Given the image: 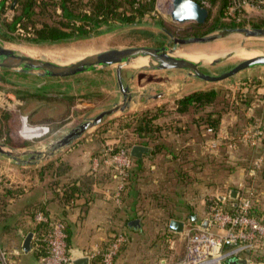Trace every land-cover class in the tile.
Listing matches in <instances>:
<instances>
[{
  "label": "rangeland",
  "instance_id": "obj_1",
  "mask_svg": "<svg viewBox=\"0 0 264 264\" xmlns=\"http://www.w3.org/2000/svg\"><path fill=\"white\" fill-rule=\"evenodd\" d=\"M61 0H55L56 6L54 8L50 7L45 15H42L39 18L38 26H41V22L43 20H47L50 24L56 23V21H63L67 18L63 15V10L60 8ZM79 4L78 13H84L91 15V1L94 0H75ZM135 1V0H134ZM137 2L141 0H136ZM121 5L117 8V11L123 14L132 15L134 17L133 22H140V21H147V22H159L163 24L165 23L167 26H174L172 19L169 15L170 9L172 7V0H155V6L153 9L144 10L143 8H140V10L136 13H134V9H132V4L130 3V0H120ZM135 4L136 8H139V3ZM210 15L206 21V27L205 29L209 28L212 24H214L216 21L218 22L219 27H229L227 23H231V21H227L224 19L225 15H221V6L219 2L213 6H210ZM148 8V7H147ZM20 10V5L18 3V0H0V25L5 31L6 34L10 35V39L12 41H17L20 43L30 44L33 46H46L51 45L53 43H46V42H32L30 38L35 37L34 28L31 24L27 25V28L23 25H18V29H20V32H9L7 31V28L4 27V21L11 23L16 15H18ZM125 16V15H124ZM262 17L254 16L249 19H245L243 24L240 26H254L257 23H259V20ZM68 21V20H66ZM130 22V23H133ZM78 25L82 23V21L78 20ZM185 27H189L190 25H193V21L185 22ZM127 23H121L116 22L112 23L111 27L108 28L107 26H104L103 29H106L108 31L115 29L116 27H120ZM91 25V24H90ZM258 27V26H257ZM146 29H134V30H127L121 33L113 34L109 37L101 38L99 40L90 41L84 46H71L69 44H59L62 48H65L67 51L71 52H81L85 50H92L96 48H102V47H125V46H154L155 42L152 38H149V36L144 32ZM151 31V29H148ZM105 32V31H104ZM152 32V31H151ZM157 31H154L152 34L155 35L154 37H157ZM187 33V32H185ZM99 34V33H96ZM1 36L4 37L2 33H0ZM6 38V37H4ZM250 45H258L264 47V43H256L252 42ZM220 67L219 69H221ZM165 72H151V73H139V75L136 77V84L138 86L146 85L149 82H175L179 79V77L172 74H164ZM264 78V68H258L254 70H250L245 73L244 77L241 78L238 81H256V83H251L252 87L249 90V92H252L253 89L256 88L258 81L263 80ZM97 79H101L104 81H112V70L106 69L99 72H94L92 74H86V75H80L75 76L72 78H66V79H56V80H45L44 78H38L34 76H28L21 73H15L13 71H9L6 69L0 68V141L6 142L7 140L11 139L13 142H26L28 144H37L40 142H43L47 139H50L54 136L60 135L63 131H65L67 128H70L78 123L79 118L81 115L90 109H93L96 106H100L105 104L108 100H110L113 97V92L110 88L107 87V85H104L102 92L103 93H97L95 90H100L99 85L92 86L91 89H74L70 90L71 94L75 96V101L73 103V106L70 110L66 108L64 111V104L61 102H51V103H43V102H37L33 101L31 99H28V97L25 94V91L28 89H36L37 87H41L47 84V81H72L74 83H81L84 81L87 82H94V80L97 81ZM225 82H218V83H197L194 87L196 88H204L206 90H216V94L211 101L209 105H206L205 107L201 108L197 107L196 112L197 116L200 117L199 120L196 118L195 123L198 125H203L207 130L208 138L210 137V140H213L216 135L221 133L224 129L227 130V134L229 136H235L240 131H242L245 126H247L248 122H251L252 120H256L258 115L264 113V105L261 104L258 101H254L253 107L251 109V113H253V119L250 121H247L250 117H247V113L250 109H245V107H236L235 101L233 98L235 96H240L243 88L238 86V88H233L235 93L229 89L228 87H224L223 85ZM201 85V86H200ZM256 85V86H255ZM96 87H98L96 89ZM108 89V90H107ZM194 89V88H192ZM257 89V88H256ZM255 89V90H256ZM16 91H21V93L18 95ZM191 90L185 91L189 92ZM260 92H257V94ZM263 93V92H262ZM56 92L53 90L51 91V95L55 96ZM183 94V93H182ZM181 95V96H185ZM260 94H258L259 96ZM253 96H256L253 95ZM180 97V96H179ZM260 97V96H259ZM255 98V97H254ZM178 102L175 101L173 97L169 98H163L159 99L157 101H154L150 104H147L145 106H142L141 108L137 110H133L132 112L120 116L117 119L109 122L104 127H102L100 130H98L93 135L87 137L84 139L80 145L76 146L72 150H70L68 153H66L61 158L60 163H64L67 165L68 169L65 168L63 171H61V175H52V172L56 167L57 163L54 162L52 166H46L41 171L38 168L29 167V168H21V174L23 176H28L31 181V183H15L11 182V178L5 177V174L1 173L0 180H3L5 182V185L8 186H21L26 189L29 188V191L24 195L21 200L25 197L32 196H39L42 197L45 192L48 191V181L49 179H55L56 176H60L57 179H69L73 178V174H78V157L80 158V153H86L91 154L96 153L98 149L104 148V153L107 156H110L111 162H109V165H113L111 169H113V172L115 173L117 171V165L122 163L123 157H120L118 161H113V158H115L121 151L124 150L125 147H128L130 144L136 142L138 140V136L133 130L131 126L134 125V123H137V119L135 116L137 114H142L144 112H148L151 115H155L160 113V116L157 118L156 122L159 125H166L170 126L167 123H170L171 119H174V117H178ZM211 114L210 117L206 119H202V115ZM258 113V114H257ZM191 114V113H190ZM256 117V118H254ZM187 119V118H186ZM216 119H219V124L217 126V129H214V127L211 125V123H215L214 121ZM162 121H165L162 123ZM132 124V125H131ZM130 125V126H128ZM171 127V126H170ZM188 127V126H187ZM164 130V129H163ZM161 135V130L157 131ZM166 133V132H165ZM156 134V132H155ZM155 134H152L151 138L148 139L152 143H154ZM170 133H168V138ZM202 137V136H201ZM145 140V139H144ZM229 141H225V146L229 147ZM118 146H120L123 150H121L119 153L111 154V151H114ZM124 147V148H123ZM235 149L228 148L225 149V152L220 150V157L218 161H215L213 164L205 165V173L209 177V180L211 181L212 185L217 186V189L215 191L211 189L210 195L208 194L206 197L208 198L207 201L210 202L212 199L215 198L217 195L216 193L219 191V187L224 186L225 190L227 191L229 188L235 187V189L241 190V188H249V192L252 197L253 201V207L257 209H264V180H254V177L250 175V171H248L251 166L246 170L244 181L238 184L233 183L230 180V176L232 174H235L239 168L244 164L245 167H247V163L249 161H243L238 164V156L235 154ZM96 151V152H95ZM212 153H216L217 151H214L213 149L210 151ZM218 153V152H217ZM216 153V155H217ZM227 154V156H226ZM232 156H235V159H232ZM252 157V153L249 151L248 154L245 155L246 159H250ZM255 158V157H254ZM252 158V159H254ZM231 160V162H228V160ZM72 164V166L70 165ZM63 164V165H64ZM70 166H69V165ZM107 164V165H108ZM59 165V164H58ZM52 167V168H50ZM73 167V168H72ZM170 168V167H169ZM111 174V170H108ZM44 172L43 175L46 177V182L39 181V177L41 175V172ZM194 172H198L199 174H195L197 177H202V167L200 165H196L194 167ZM107 173V172H104ZM104 175V174H103ZM114 175V174H113ZM130 174L128 173V176ZM105 176V175H104ZM76 177V176H75ZM114 177V176H113ZM201 179V178H199ZM110 179V177L106 178L107 181V187L108 190L111 192L112 189H114V192L112 195L111 200L106 201L104 198L97 197V202L103 203L105 200L106 203H109L111 210H114V212L117 213V207H122V203L119 202L116 191L118 187V181L115 180V178ZM197 180V179H196ZM196 186L204 184L203 181H196ZM166 184V183H165ZM156 185V184H155ZM168 185H172L168 183ZM203 186V185H201ZM206 186V185H205ZM245 186V187H242ZM32 187V188H31ZM144 187V193L146 196L143 197V203H142V211L136 215V219L139 218L142 222L141 231H135L134 227H128L127 224L119 223L118 219L116 225H113V230L109 231V240L106 239L104 241L100 240V244L88 246L83 244L79 245L78 247H71V249H79L82 251H87L88 253L94 254V258H97L98 256H101L104 253H108L109 249L111 248V242L115 239L118 235H123L125 237V242H123L119 249L116 252V256L113 260V264H147L149 261L151 264H163L161 263V259L164 256L163 253H166L167 250L171 249L173 250V253H176L175 251L178 249V252L173 257L174 262L172 264L178 262L181 260V256L183 255L184 251V243L181 239L182 236H178L173 234L172 232H169L168 230V222L171 218L174 217H181L185 219L188 226L193 225V220L190 218L192 215L196 214L199 216V218H208V214L210 213L211 209L207 208L204 210H201L198 204L193 206L192 210L189 211V213H176L173 209V203L172 199L175 197L176 194L179 192L182 193V195L190 194L192 192L195 193L196 196H199L201 193L198 192V190L193 191L192 189H180L174 190L173 188H167L165 190H162L161 188L155 189L153 188V183L149 180H146V183L143 184ZM203 188V187H201ZM200 188V189H201ZM216 188V187H215ZM222 188V187H221ZM205 189V188H204ZM202 190V189H201ZM218 190V191H217ZM110 194V193H109ZM229 194V193H228ZM49 197H51L52 193L49 192L47 194ZM108 195V194H107ZM111 195V194H110ZM109 196V195H108ZM154 196L158 198L154 200ZM152 198L153 200H149ZM160 198V199H159ZM162 199V200H161ZM95 200V201H96ZM94 201V202H95ZM103 201V202H102ZM95 203L99 208L102 207L101 204ZM104 202V205L106 203ZM20 204V202H18ZM17 203V205H18ZM108 205V206H109ZM50 207V205H49ZM116 207V208H115ZM16 206H11L10 213H12ZM114 208V209H113ZM76 209V208H75ZM73 209V211L75 210ZM35 218V217H34ZM111 220V219H109ZM200 220V219H199ZM123 222V220H122ZM89 229L84 230V233H87ZM213 231L216 233H219L222 235L224 232L219 229L218 227H213ZM94 232V231H92ZM108 236V235H107ZM111 237V240H110ZM113 237V238H112ZM67 239V238H66ZM164 240V241H163ZM163 241V243H162ZM81 242V241H80ZM157 243H160V247H156ZM183 248L180 250V248ZM6 253L8 254V260L3 261L0 258V264H20V260L23 257V249L21 246V241H10V242H2L0 240V254ZM180 253V254H179ZM36 258V257H35ZM264 257L258 258L257 256L254 257L255 261L261 260ZM37 258L35 259V261ZM37 262V261H36ZM93 264V262H92ZM167 264V263H166Z\"/></svg>",
  "mask_w": 264,
  "mask_h": 264
},
{
  "label": "water",
  "instance_id": "obj_2",
  "mask_svg": "<svg viewBox=\"0 0 264 264\" xmlns=\"http://www.w3.org/2000/svg\"><path fill=\"white\" fill-rule=\"evenodd\" d=\"M169 15L174 23H205L210 9L196 0H172ZM134 29H151L167 35L170 40L165 46L102 47L71 52L58 43L39 47L0 35L1 69L47 79H66L111 69L113 92L110 100L83 113L76 125L60 135L24 146L0 141V161L17 167L44 165L61 157L118 117L159 99L176 96L189 85L222 81L234 84L246 72L264 68V47L250 45L252 42L264 43V27L257 26L219 27L201 36L181 38L175 37L162 23L140 21L104 33L91 34L86 39H76L67 44L84 46L90 41ZM160 39L157 37V40ZM143 72L173 73L179 79L172 83L150 82L138 86L136 77ZM148 151V147L134 145L131 156L140 158ZM238 196V190L230 192L231 199L235 200ZM190 218L194 222L199 220L196 214ZM139 223V220L132 221L136 227ZM209 225L210 220L206 218L202 226L206 229ZM169 227L174 232L182 233L185 222L173 219ZM33 239L34 233L29 232L22 246L26 253L32 251ZM225 263L249 264L246 258H231ZM74 264H92V261L89 257H82L76 259Z\"/></svg>",
  "mask_w": 264,
  "mask_h": 264
},
{
  "label": "crops",
  "instance_id": "obj_3",
  "mask_svg": "<svg viewBox=\"0 0 264 264\" xmlns=\"http://www.w3.org/2000/svg\"><path fill=\"white\" fill-rule=\"evenodd\" d=\"M15 31L18 32V29H16ZM0 33H2L3 35L5 34V31L3 30L1 25H0ZM228 85L229 84L225 83L223 86L226 88L228 87ZM194 86L195 84L189 85L184 91L172 97L174 98L175 101L177 100L178 102V100L183 97L181 95L184 94L187 95L192 91L205 89V87L196 88ZM256 88H255L256 90L255 89L252 90V93L257 94V92L260 93L264 92L263 80H262V84L256 86ZM188 90L191 91L184 93L185 91ZM251 112L252 111L249 110L247 113V117L248 116L250 117L247 121L253 119V113ZM256 121H261L264 125V113H262V111L261 114L258 115L256 120H252L251 122H248L247 125H249L250 123L253 124ZM163 122L165 121H162V123ZM167 124H169L171 127L166 125H164L163 127L160 126L161 135L158 136L159 133L156 134V140L154 143L139 137L136 142L132 143L129 149L130 157H131L130 166H132L130 170L131 184L128 186L127 189H125V191L121 195L119 202L122 203V207H117L116 210L117 213L114 212L115 210L114 208H113L114 210H111L109 203L105 202V200L106 201L111 200L110 197L114 196L112 194L115 193L114 189H112L111 192L108 190L109 188L107 187V181H106V178L108 177H110V179L114 181L113 174L111 175L110 173H108L107 170H105L110 166L106 162L107 159L110 160V156H107L104 153L105 151L104 148L98 149L97 152L95 151L96 153H92V155L91 154L87 155L84 152L79 154L80 158L78 157V170H77L78 174H73L74 175L73 178L76 180L78 179L79 186H84V183L88 181L90 178H91V183L88 184L87 188H85L87 191L85 195L78 194V198L75 200L76 209L74 208L75 209L74 211L73 210L69 211L70 212L68 215L70 219L69 223H71L72 226L69 228L68 234L72 247H78L79 245H81L82 240H83V244L88 246L100 244V240L104 241L109 238L110 234H108V232L115 228V227L113 228V225H116L117 219H118V224L126 223L128 227L133 226L135 231H141L142 222L139 218L136 219L135 216L142 211V203L144 200L143 197L146 196L144 193L143 184L146 183V180H149V182L151 181L154 185L153 188L155 189L161 188L162 190H165L167 188L174 187V190L175 189L180 190L183 188L184 189L190 188L193 191L198 190L199 193L202 192L199 196H196L194 192L185 195H182L181 192L176 194L175 197L172 199V203L174 206L173 209L176 213H189V211L192 210V208H194L193 206H195L196 204L199 205L201 210L211 208L210 202L207 201L208 198L206 196L208 194L210 195L211 189L215 191V189H217V186L212 185L211 181L209 180V177L207 176V173L206 175H204L205 165H209L212 163L214 164L215 161L219 160L220 150L225 152V149H228L229 147L225 146V142L222 141L217 146V148H211V143L213 140L216 139V136L213 140H210V137L208 138L207 135V130L204 127L205 125L203 124L201 126L196 124L194 118L190 116V114L188 113H181L178 111V117H174V119H171L170 123ZM242 131H240L237 135H239ZM168 133H170L169 134L170 138H168L167 135ZM225 133H227L226 129H224L220 134L223 135ZM80 143L78 144V146L80 145ZM134 145H143L145 147H148L149 151L145 152L143 156L140 158L131 156L132 147ZM212 149L218 152V153L216 152L217 155L216 153L210 152ZM234 149L236 156H238L239 158L238 164L243 161H245V163L246 161L249 162L247 163L248 165L247 167H245L244 164H242L239 170L235 174H232L230 176L231 177L230 180L233 183L239 185V183L244 181L245 175H249L248 173L246 174V170L249 168V166H251V168L248 171H250V175L254 177V180L255 179L261 181L264 180V160L261 169L251 171V169L253 168L252 162L257 157L261 155L264 156V143H261L260 145L257 146H250L240 143L238 147ZM249 151L252 153V157L248 160L245 158V155L248 154ZM66 153H64L62 156H64ZM62 156L57 159L61 160ZM232 159H235V156H232ZM228 162H231V160L229 159ZM70 165L72 166L71 163ZM196 165H200V167H202V174H203L202 177L196 178L195 174L196 173L199 174L198 172H194V167ZM21 168L24 169L29 167H17L9 163H6L4 161H0V175L1 173L5 174V177H9V179L11 178L12 183L13 182L19 184L27 183V182L31 183L30 179H28L29 178L28 176L20 175ZM195 180L203 181V183L205 181V183L201 184L203 186L201 185L196 186L197 182H195ZM168 183L172 185L170 186L168 185ZM221 187L218 188L219 191L217 190L218 192L216 193L217 194L216 196L220 199L221 205L224 206L223 208L225 210L228 211L234 210L237 205L238 198L235 200L231 199L230 192L233 189H235V187L229 188L227 191L225 190L224 186ZM43 192H45V194H43L42 197L39 196L35 197L30 195L29 197L26 198L24 197L22 200L20 199L13 202L12 205L16 206V208L13 209L14 211L11 213L13 217L11 218L17 219L16 225L14 224L15 233L13 235L12 233L7 234L0 232V240L2 242L7 243L10 241H14V242L21 241V246H23L27 234L33 228L34 220L32 217H27V216H23L22 214H18L19 210L23 206L24 202L28 203V201H33V200L43 201V200H47V197L49 199L50 197L47 194L50 191L47 192L43 191ZM97 197L104 198L105 200L103 201L106 203V205H104L103 201H102L103 203L97 202L98 200ZM154 198H155L154 200L158 201L157 200L158 198H156L155 196ZM149 200L152 201L153 199L150 198ZM18 202H20V204ZM96 202L101 204L102 207L99 208L95 204ZM50 208L52 212L56 211V214H58V212H60L62 209L57 201H50ZM257 210L258 212L261 211L263 214L262 217H264V209H257ZM209 215L210 213L208 214L207 217H209ZM173 219L182 220L186 224L185 219L181 217H174L171 218L170 221L168 222L169 232H172L173 234L178 236H182L181 233L174 232L170 229L169 225L171 220ZM199 219L200 220H198L197 222H193V224H203L206 218L204 219L199 218ZM133 220L140 221L137 227L132 224ZM87 229H89V231L87 233H84L83 231ZM181 239L183 240L184 243L183 255H180L182 258L185 254V241L183 236L181 237ZM159 245L160 243H157L156 247H160ZM32 247H33V243H32ZM171 248L172 247L170 246V249L167 250L166 253H163L164 256L161 259V263L172 264V262H174L172 256H175V254L178 252V249L175 251L176 253H173V250ZM182 249L183 248L181 247L180 250ZM35 259L36 258L33 253V249L28 253L24 251L23 257L20 260L21 261L20 264H38V260H36L37 261L36 262ZM258 261L264 262V258ZM147 264H151L150 261Z\"/></svg>",
  "mask_w": 264,
  "mask_h": 264
},
{
  "label": "trees",
  "instance_id": "obj_4",
  "mask_svg": "<svg viewBox=\"0 0 264 264\" xmlns=\"http://www.w3.org/2000/svg\"><path fill=\"white\" fill-rule=\"evenodd\" d=\"M120 0H94L90 2L91 11L92 14L88 15L87 13H78L79 4L75 0H61L59 5L60 8L63 10V15L66 20L56 21V23L50 24L47 22V20H43L40 24L41 26H38L39 18L42 15H45L47 10L52 7L54 8L56 6L55 0H18V3L20 5V10L18 15H16L15 19L9 23L4 21V27L7 28V31L15 32L16 29H18V25H23L27 28V25L31 24L34 28V38H30L32 42H46V43H58V44H67L70 41L73 40H83L88 38L91 34L96 33H104V31H108L106 29H103L104 26H107L110 28L112 23L121 22V23H130L133 22L134 17L132 15L123 14L117 11V8L121 5ZM199 1V0H198ZM136 0H130V3L132 4V9H134V13L138 12L140 8L146 9H153L155 6V0H141L137 3L140 5L139 8L135 7ZM211 6L217 4L219 2L221 6V15H224L227 8L230 6L232 0H210ZM148 7V8H147ZM211 8V7H210ZM125 15V16H124ZM78 20L82 21L81 24L78 25ZM91 24V25H90ZM243 23L236 24L235 22L227 23L229 26H240ZM206 25V24H205ZM204 25V32L209 31L219 26L218 22L216 21L214 24H212L208 29H205ZM254 26L258 27H264V18H261L259 20V23H257ZM152 31V32H151ZM148 30L146 29L144 32L149 36V38H152L155 42V45L158 44V42L155 40V35L152 33L154 30ZM202 34V33H198ZM4 37L7 39L10 37L8 34H4ZM10 39V38H9ZM45 80H56V79H47ZM62 80V79H59ZM249 82V81H248ZM256 83V81H250V83ZM100 83L101 87H99L100 90H95L97 93H103V87L104 85H107L108 88L111 86V81H104L101 79H97V81L88 82L87 85L84 83H74L72 81H47V84L41 87H37L36 89H28V91H25L26 96L28 99H31L33 101L37 102H43V103H51V102H61L64 104V111L66 108L70 110L73 106V103L75 101V96L71 94L70 90L74 89H91L92 86L98 85ZM257 86L262 84L261 81H258ZM256 86V85H255ZM98 87H96L97 89ZM56 92L55 96L51 95V91ZM92 90V89H91ZM108 90V89H107ZM18 95L21 93V91H16ZM216 94V90H195L191 93L183 96L181 99L178 100V111L181 113H188L190 116L196 120V118L199 120L200 117H197L196 109L197 107L203 108L206 105H209L211 101L213 100L214 96ZM255 95L252 92L247 93L245 97H243V100L240 101L238 106L236 107H245V109H249L252 102L254 101ZM137 123H134L133 130L137 134L139 138H144L148 141L149 138H151L152 134L158 133L157 131L161 130L162 125H159L156 123L157 118L160 116V113L151 115L148 112H144L142 114L135 113ZM211 114L202 115V119H206L210 117ZM207 120V119H206ZM215 123H211V125L214 127V129H217V126L219 124V119H216L214 121ZM204 124V123H202ZM132 125V124H131ZM130 126V125H128ZM161 126V127H160ZM156 134L155 139L156 140ZM150 141V140H149ZM7 143L14 145V146H24L28 145L26 142H13L11 139L6 141ZM132 144H130L128 147H123L124 150L130 149ZM155 149V148H154ZM121 150H123L120 146H118L114 151H111V154L119 153ZM57 163V167L51 174L54 175H61V171H63L65 168L68 169L67 165L64 163H60V159L51 160L44 165L38 166L40 171L45 168L46 166H52L53 163ZM59 164V165H58ZM64 164V165H63ZM113 165H110L107 169L111 170V175L114 174L113 169H111ZM130 166L127 170L129 174L131 173ZM52 168V167H50ZM43 171L41 172V175L39 177V181L46 182L45 176L43 175ZM109 173V171H108ZM60 176H56L55 179H49L47 189L52 193V197H50L47 200H33L23 203V206L20 208L18 214H22L23 216L32 217L34 220L35 215L38 212H43L46 217V222H40L37 223L34 220L33 228L30 230V232H38L41 234H46L53 228L55 223L61 222L64 224V229L67 234V245L69 248H71V243L69 240V228L72 226L71 223H69L70 219L68 217L69 211L73 210L76 207L75 200L78 198L79 195H85L87 192L85 188L88 187V184L91 183V178L84 183V186L78 185V179L69 178V179H57ZM131 184V176L129 175L127 178V183L122 191H125V189L128 188V186ZM32 188V187H31ZM29 191V188L26 189L21 186H8L5 185V182L3 180H0V232L7 233V234H13L15 233V226L17 223L16 218H11L13 215L10 213V206L13 204V202L20 200L26 193ZM121 194V195H122ZM50 201H57L59 205L61 206V211L56 214V211L52 212L51 208L49 207ZM221 204V203H220ZM222 207H224L222 205ZM253 212L258 215L259 217H262L263 214L261 211L258 212L257 208L253 207ZM113 238V237H112ZM43 244V243H42ZM45 248V249H44ZM73 248V247H72ZM46 246L40 247L39 249L33 250V253L35 257L38 259V256L45 252ZM263 254L257 255L258 258L263 257ZM263 259V258H262ZM261 259V260H262ZM93 264H103L102 263V257L98 256L94 260H92ZM226 264V263H224Z\"/></svg>",
  "mask_w": 264,
  "mask_h": 264
},
{
  "label": "built area",
  "instance_id": "obj_5",
  "mask_svg": "<svg viewBox=\"0 0 264 264\" xmlns=\"http://www.w3.org/2000/svg\"><path fill=\"white\" fill-rule=\"evenodd\" d=\"M198 2L203 7L210 9V0H199ZM224 15L225 20L236 24L244 22L251 16L264 18V0H232ZM19 30L18 32H20ZM228 86L233 92L235 91L233 88H238V86L243 88L244 86L240 91L241 95L233 98L236 104L243 100L252 87L251 83H247V81H236ZM258 94L254 101L264 105V92ZM227 140L230 142L229 147L233 149L240 143L250 146L260 145L264 143V125L261 121L250 123L237 136L219 133L212 141L211 148H217L222 141ZM120 157H123V161L117 165V171L113 175L118 181L116 196L119 201L127 183L129 173L127 169L131 165L130 152L128 150L121 151L113 158V161L120 162L118 161ZM263 160V155L257 157L252 162L251 171L261 169ZM106 162H111V159H107ZM249 191V188L239 190L238 202L232 211L225 210L217 196L212 201L210 200L211 211L208 217L210 220L208 228H203L202 224H193L189 227L186 223L187 225L185 224V229L181 233L185 241V254L180 261L174 264H224L231 258H246L249 264L264 263L254 259L255 256L264 253V217H259L253 212V201ZM34 220L37 223L46 222L47 217L43 212H38ZM213 227H218L224 233L220 235L214 232ZM33 233V250L46 246L45 252L38 256V264H74L76 259L82 257H89L91 261L94 258V254L90 252L68 247L67 234L64 224L61 222L55 223L51 231L46 234ZM123 242H125L123 235H118L112 240L109 252L102 255L103 264H113L116 252ZM7 255L2 253L0 258L6 261L8 260Z\"/></svg>",
  "mask_w": 264,
  "mask_h": 264
},
{
  "label": "flooded vegetation",
  "instance_id": "obj_6",
  "mask_svg": "<svg viewBox=\"0 0 264 264\" xmlns=\"http://www.w3.org/2000/svg\"><path fill=\"white\" fill-rule=\"evenodd\" d=\"M185 24L186 23H174L173 24L174 26L169 27L165 23L163 24V22H162V25H164L175 37L185 38V37H191V36H201V35H204V34L211 31V30H209V31H206L205 33H203L204 32L203 31L204 25L206 24V22L205 23L194 22V23H192L193 25H190L189 27H185L184 26ZM201 31H203V32H201ZM185 32H187V33H185ZM199 32L202 34H198ZM155 33L158 34L157 37L161 38L160 40H157V37L155 38V40L158 42V44L155 46H165L166 44H168L170 39L167 35H165L163 33H159V32H155ZM94 81H96V80H94ZM82 83L87 85L88 82L84 81Z\"/></svg>",
  "mask_w": 264,
  "mask_h": 264
}]
</instances>
